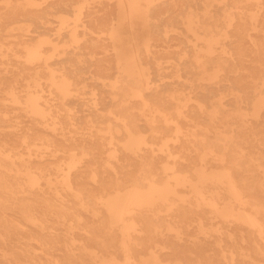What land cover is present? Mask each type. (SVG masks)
Segmentation results:
<instances>
[{
	"label": "rangeland",
	"instance_id": "rangeland-1",
	"mask_svg": "<svg viewBox=\"0 0 264 264\" xmlns=\"http://www.w3.org/2000/svg\"><path fill=\"white\" fill-rule=\"evenodd\" d=\"M9 15V43L15 52L21 51L16 45L20 40L26 46L41 40L52 44L37 48L41 60L32 65L25 63L44 77L30 80V74H26L19 88L22 103H9L13 124L20 117L22 134L39 133L63 144L73 140L62 123L53 127L54 112L41 119L29 110V93L52 105L67 103L64 108L72 111L80 131L77 140L82 144L91 141L90 119L98 120L96 126L117 124L107 113L117 104L113 95L134 93L121 89L124 82L118 81L128 78L122 66L126 61L138 64L134 82L143 87L141 92L152 103L156 96L165 97L169 88H175L189 96L190 111L198 110L199 102L205 106L206 112L199 113L205 125L208 113L214 109L221 112V117L229 115L223 112L236 109L245 114L247 126L264 125V109L253 116L249 102L256 96L255 83L261 82L256 81L252 71L264 76V0H9ZM53 45L59 49L54 51ZM21 54L27 56L26 52ZM12 61L15 64V57ZM198 61L229 65L232 71L222 69L214 79L202 83L215 93L212 102L196 99L181 76L185 75L183 66ZM51 69L74 80L75 90L65 99L48 80ZM209 74L214 75V69ZM259 93L264 94V88ZM131 105L141 107L136 98ZM59 114L63 118L64 112ZM137 123L148 141H154L152 132L146 130L147 121L139 116ZM119 155L137 158L129 152L120 151ZM63 156L58 153L56 157ZM99 159L103 165L107 158ZM130 163L141 169V163ZM87 186L95 190V199L66 190H35L31 196H50L56 206L25 203L22 211H8L3 204L0 216L9 213L24 225L15 222L9 230L26 232L19 240L9 241L7 264H264V256L256 255V250L264 251V239L245 224L224 223L216 218L204 223L176 220L173 218L183 211L178 202L173 210L168 209L169 203L160 204L154 213L147 212L148 219L141 218L140 214L145 213L137 210V230L124 231L126 225H111L108 204L116 199L123 201L128 192H101L91 186L89 179ZM156 213L161 219L154 217ZM24 214L37 216L38 222H31Z\"/></svg>",
	"mask_w": 264,
	"mask_h": 264
},
{
	"label": "bare ground",
	"instance_id": "bare-ground-1",
	"mask_svg": "<svg viewBox=\"0 0 264 264\" xmlns=\"http://www.w3.org/2000/svg\"><path fill=\"white\" fill-rule=\"evenodd\" d=\"M0 3V207L5 204L8 211H22L25 203L47 208L56 206L50 196H31L35 190L72 191L92 200L95 199V195L92 196L95 190L88 189L89 179L91 186L101 192H128L123 201L116 199L108 204L111 225H126L124 231L137 230V210L145 213L140 214L141 218L148 219L150 215L147 212H153L160 204L169 203L168 209L173 210L180 202L183 211L173 219L204 223L216 218L224 223H241L258 231L259 237L264 239V125L247 126L245 114L236 109L223 112L229 114L223 117L219 110L214 109L208 113V124L205 125L199 118V113L206 112L205 106L199 102V109L190 111L187 109L189 96L175 88H169L170 92L165 97L156 96L152 103L141 92L143 87L134 82V75L138 73L134 68L138 64L126 61L122 66L128 78L118 81L124 82L121 89L134 93L113 95L117 104L115 109H107V113L117 124L109 122L96 126L98 120L90 119L91 141L82 144L77 140L80 131L74 123L72 111L64 108L67 103L52 105L29 93V110L41 119L54 112L53 127L62 123L73 140L63 144L39 133L22 134L20 117L17 116L13 124L9 103L11 105V100L22 103L23 95L19 88L26 74H30V80L44 77L41 71L32 66L28 69L25 65L42 59L38 47L52 44L49 40H41L26 46L20 40L16 45L21 51L15 52L13 44L9 43V0ZM53 47L54 51L59 49L57 45ZM22 51L27 53L26 57ZM12 57H15V64ZM213 64L215 62L198 61L183 66L185 75L181 76L188 83L186 89L191 90L196 99L212 102L215 93L203 87L202 83L208 78L214 79L222 69H230L229 65ZM210 69H214V75L209 74ZM252 74L257 76V82L261 81L255 83L256 96L249 101L253 116H258L264 109V94H257L264 88V76L256 71ZM48 80L61 91L64 99L76 87L74 80L59 70L51 69ZM233 84L237 85V82ZM133 98L140 101V108L131 105ZM60 112H64L63 118ZM139 116L147 121L146 130L151 131L158 141H148L145 131L138 126ZM119 137L127 140L121 141L117 139ZM145 150L149 154L140 155ZM120 151L137 154V158L120 157ZM58 153L64 156L56 157ZM99 158L107 159L102 165ZM147 158L152 159L146 161ZM131 161L141 163V169L134 168ZM79 162L85 165L80 168ZM157 213L154 217L161 219ZM23 217L38 222L35 215L24 214ZM15 222L24 226L9 213L0 216V240L3 244L0 246V264L8 262L9 241L13 243L26 233L15 228L9 230V225H15ZM113 240L120 241L117 237ZM121 242L126 245V239ZM256 255L264 256V251L256 250Z\"/></svg>",
	"mask_w": 264,
	"mask_h": 264
}]
</instances>
